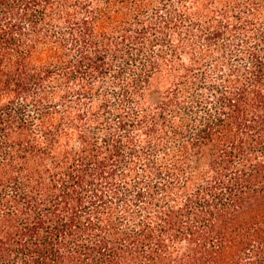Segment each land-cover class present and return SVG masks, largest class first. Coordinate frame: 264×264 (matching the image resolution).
Returning a JSON list of instances; mask_svg holds the SVG:
<instances>
[{
	"label": "trees",
	"instance_id": "16d2710c",
	"mask_svg": "<svg viewBox=\"0 0 264 264\" xmlns=\"http://www.w3.org/2000/svg\"><path fill=\"white\" fill-rule=\"evenodd\" d=\"M0 264H264V0H0Z\"/></svg>",
	"mask_w": 264,
	"mask_h": 264
}]
</instances>
